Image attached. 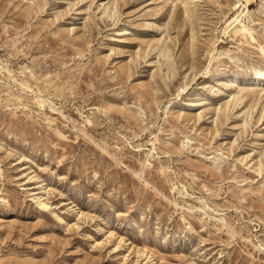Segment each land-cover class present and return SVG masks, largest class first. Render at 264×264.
<instances>
[{
	"label": "rangeland",
	"instance_id": "374dc122",
	"mask_svg": "<svg viewBox=\"0 0 264 264\" xmlns=\"http://www.w3.org/2000/svg\"><path fill=\"white\" fill-rule=\"evenodd\" d=\"M254 71L264 0H0V264H264Z\"/></svg>",
	"mask_w": 264,
	"mask_h": 264
},
{
	"label": "bare ground",
	"instance_id": "6f19581e",
	"mask_svg": "<svg viewBox=\"0 0 264 264\" xmlns=\"http://www.w3.org/2000/svg\"><path fill=\"white\" fill-rule=\"evenodd\" d=\"M237 16V15H236ZM235 16V18L233 19V21L232 22H237L238 21V19H237V17ZM238 23V22H237ZM241 24V23H240ZM239 24V25H240ZM239 31H241V32H244V31H247V29L245 28V25H242L241 24V26L239 27ZM253 75H254V78L255 79H261V78H264V71H254L253 72Z\"/></svg>",
	"mask_w": 264,
	"mask_h": 264
}]
</instances>
